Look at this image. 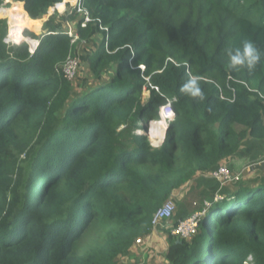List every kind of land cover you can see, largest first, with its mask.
<instances>
[{"label":"trees","instance_id":"16d2710c","mask_svg":"<svg viewBox=\"0 0 264 264\" xmlns=\"http://www.w3.org/2000/svg\"><path fill=\"white\" fill-rule=\"evenodd\" d=\"M13 1L38 33L40 18L65 0ZM82 5L94 22L66 19L96 46L73 81L59 70L76 46L58 23L64 18L50 15L39 36L25 30L38 40L31 55L25 42L5 45L0 18V264H144L158 236L166 264H264V182L256 178L228 183L189 238L171 235L173 219L162 234L151 229L157 207L173 195L180 201L196 174L244 140L264 139V63L231 70L226 55L245 39L264 49V0ZM190 76L204 100L179 95ZM165 96L176 98L177 115L153 148L138 122L145 129L158 119ZM163 131L154 125L155 135Z\"/></svg>","mask_w":264,"mask_h":264},{"label":"built area","instance_id":"2783aa9c","mask_svg":"<svg viewBox=\"0 0 264 264\" xmlns=\"http://www.w3.org/2000/svg\"><path fill=\"white\" fill-rule=\"evenodd\" d=\"M83 0H70L68 3V14H76L78 16V21L80 23L81 27H86V25L90 22H94V18L90 15L88 9L82 5ZM13 7L8 6L6 4V1L3 0V2L0 5V18L5 19L7 23V33L3 37V42L6 46H13V45H19L23 42L27 43L28 49L30 52V55L33 54L35 51L38 40L34 39L31 36H28L25 34L26 29H30L29 25L24 24V19L19 18L16 13H9V8ZM66 28L64 30V33H66L70 37V42L75 44L79 42V35L76 32V30L73 28L72 23L69 21V19L66 20ZM99 29L101 30H107L105 26L100 25ZM33 41H37L36 43H33ZM82 41V40H81ZM79 57L76 54L69 53L67 57L65 58L64 62L60 66L59 70L63 74L64 78L67 81L74 80L78 68H79ZM151 88L155 89L156 91H159L156 86L150 85ZM145 88V87H144ZM147 89H144V92H147ZM165 102L160 106L159 110V119L163 117L164 114H166L168 110V101L174 96L171 97H164ZM173 107V106H171ZM154 120H151L148 123V131L147 136L150 141V144L156 143L160 140V136L155 135V138H152L153 133L151 132ZM137 132L141 133L143 130H138ZM164 141V140H163ZM210 175L216 179L218 182H220V185H224L231 182H237L241 179L240 173H232L230 170L224 166V165H218L214 170L211 171ZM223 195L221 193H217L214 195L212 202H204L203 208L201 210H195L189 215L185 216L182 219H177L176 223H174V212L176 209V202L173 200L172 197L166 199L157 209L154 211L151 217V229L157 230L162 229L164 226L167 227L166 223L169 219H173V223L169 226V231L172 236L182 237V238H189L193 234H195L198 230L199 221L204 216L206 211L213 206V202H219L223 199ZM195 205L196 203L193 202ZM136 243H142L143 238H136ZM247 260H251V256L247 257ZM246 264H250V262H246Z\"/></svg>","mask_w":264,"mask_h":264},{"label":"crops","instance_id":"0c3cea01","mask_svg":"<svg viewBox=\"0 0 264 264\" xmlns=\"http://www.w3.org/2000/svg\"><path fill=\"white\" fill-rule=\"evenodd\" d=\"M4 1H6V4L8 6L14 5L16 4V2L21 3L22 9L24 10L22 2L13 1V0H4ZM69 1L70 0L64 1V8L62 9V11H58V9L57 10L51 9L47 15H44L46 16V18L43 20L39 29L40 31H42V33L45 32V29L43 30L42 28L45 21L49 18L50 15H56L57 20L58 18L60 19L64 18L63 21H58L61 29L64 32L67 26L65 21L66 19L65 14H68ZM25 13L27 14L26 11ZM69 21L72 23L73 28L76 30V26H77L76 19L74 20L69 19ZM28 28H30V30L36 33L31 27ZM90 40L91 39L89 40L82 39V41L79 40V42L76 43V46L73 49L72 53L76 54L79 57V62L83 60L86 61V57L88 56V51L86 50V48L90 49L91 46L92 47L96 46V43H92L93 45H90L89 44ZM94 47L91 50H94ZM219 165L226 166L232 173L235 174L240 173L241 179L256 178L264 182V139L256 140V139L248 138L244 140L238 151H236L229 158L220 161ZM210 173L211 172L209 171L202 174H196L192 178V180H190L186 184V189L184 190L185 193L182 192L181 194L182 196L183 195L185 196L180 201L177 200L180 204L178 209L179 211H177L176 216H174L173 218L181 219L192 213L194 210L200 209L201 206L203 208L204 202H208V201L212 202L214 195L217 193H221L222 195L227 194V187H226L227 184L220 185L219 182H217V180L210 175ZM173 200H176L175 195H173ZM193 202L196 203L195 206L193 205ZM154 232H157V234L159 233L162 234V232L153 229L152 236Z\"/></svg>","mask_w":264,"mask_h":264},{"label":"clouds","instance_id":"9594fccd","mask_svg":"<svg viewBox=\"0 0 264 264\" xmlns=\"http://www.w3.org/2000/svg\"><path fill=\"white\" fill-rule=\"evenodd\" d=\"M117 51H120V50L117 49ZM226 55L228 59V66L231 70L244 69V70H247L249 73H252L256 70L258 65H260L261 63H264V49L259 48L255 44V42H253L252 40L245 39L241 41L239 46L227 49ZM177 67H179V65H177ZM166 68H167V64H165L164 68H162L160 71L163 72ZM178 93L179 95L190 97L193 100H204L205 99L204 91L202 90L199 79L196 76H190L188 79H186L179 86ZM175 102H176L175 97L170 99L168 101V110L166 114H164L163 117L160 119L159 117L158 119H154L153 122L158 123L161 126V128L164 129V131L161 133L160 140L156 143H153L151 147L158 148L162 145L163 140L166 136V131H167L169 124L175 121L177 113L173 109V107H171L173 106ZM148 123L145 125L146 126L145 129H142V127H144V124L138 125V128L140 130H143L141 134H146V136H147V131H148ZM214 203L215 202H213L212 205Z\"/></svg>","mask_w":264,"mask_h":264},{"label":"rangeland","instance_id":"374dc122","mask_svg":"<svg viewBox=\"0 0 264 264\" xmlns=\"http://www.w3.org/2000/svg\"><path fill=\"white\" fill-rule=\"evenodd\" d=\"M46 18V16H44V17H41L40 19L42 20V22H43V20ZM43 29V28H42ZM44 30V29H43ZM42 32V31H41ZM35 35H41L40 34V32H38V33H34ZM84 68V66L82 65V63L80 62V66H79V68H78V72H77V76H78V78L80 77V76H83V74L81 73V69H83ZM77 76H76V78H77ZM84 77V76H83ZM83 77H81V78H83ZM75 78V79H76ZM73 81V80H72ZM146 95H147V92H144V96L146 97ZM138 125H143V122H138ZM218 182V181H217ZM219 184H220V182H219ZM226 185V184H225ZM227 185H228V183H227ZM175 199V198H174ZM175 202L177 203V199L175 200ZM219 203L220 202H216V203H214L213 204V208L214 207H217L218 205H219ZM182 204V203H181ZM179 203H177V208H176V211H175V213H174V216H176V214H177V211H179L178 209H179ZM183 205V204H182ZM194 205V204H193ZM196 205V204H195ZM194 205V206H195ZM202 209V206H201V208L200 209H197V210H201ZM195 211V210H194ZM203 217V216H202ZM174 220H177L176 218H174ZM154 234H157V232H154ZM153 234V235H154ZM165 237V236H164ZM153 238V237H152ZM157 239L158 240H154V241H152V244H153V246L151 245V249H150V251H144V254H142L140 257L141 258H143L144 259V264H166L165 262H164V260H163V249H164V246H162V243L164 242V239H163V237L162 236H158L157 237ZM146 244H148V242L146 243ZM148 246H149V244H148ZM149 255H150V257H149ZM120 261L124 264V262L125 263H127V264H134L133 263V261L132 260H126V258H125V260H123L122 259V257L120 258Z\"/></svg>","mask_w":264,"mask_h":264},{"label":"bare ground","instance_id":"6f19581e","mask_svg":"<svg viewBox=\"0 0 264 264\" xmlns=\"http://www.w3.org/2000/svg\"><path fill=\"white\" fill-rule=\"evenodd\" d=\"M14 12H16V9H14V8H12V7L9 8V13H14ZM16 15H17L19 18L24 19V24H23V25H25V24H26V19H25L24 15H22V14H18V13H16ZM155 124H156V123H155ZM155 124H153V126H152L153 138H155V134H154V132H153V127H154Z\"/></svg>","mask_w":264,"mask_h":264},{"label":"water","instance_id":"95a60500","mask_svg":"<svg viewBox=\"0 0 264 264\" xmlns=\"http://www.w3.org/2000/svg\"><path fill=\"white\" fill-rule=\"evenodd\" d=\"M42 32L40 31V34H41Z\"/></svg>","mask_w":264,"mask_h":264}]
</instances>
